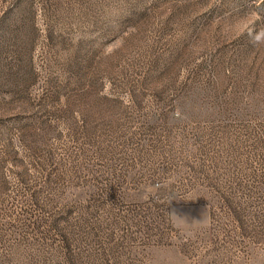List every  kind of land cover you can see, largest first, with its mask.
<instances>
[{
    "label": "rangeland",
    "instance_id": "1",
    "mask_svg": "<svg viewBox=\"0 0 264 264\" xmlns=\"http://www.w3.org/2000/svg\"><path fill=\"white\" fill-rule=\"evenodd\" d=\"M0 264H264V0H0Z\"/></svg>",
    "mask_w": 264,
    "mask_h": 264
},
{
    "label": "clouds",
    "instance_id": "2",
    "mask_svg": "<svg viewBox=\"0 0 264 264\" xmlns=\"http://www.w3.org/2000/svg\"><path fill=\"white\" fill-rule=\"evenodd\" d=\"M172 216L174 217H178L174 212L173 213H170Z\"/></svg>",
    "mask_w": 264,
    "mask_h": 264
}]
</instances>
